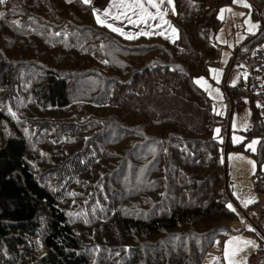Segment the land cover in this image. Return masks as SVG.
Masks as SVG:
<instances>
[{
	"label": "trees",
	"instance_id": "obj_1",
	"mask_svg": "<svg viewBox=\"0 0 264 264\" xmlns=\"http://www.w3.org/2000/svg\"><path fill=\"white\" fill-rule=\"evenodd\" d=\"M171 1L174 41L110 30L83 0L0 4V264H204L218 239L251 234L227 209L213 131L224 146L228 123L194 83L219 65L217 14L232 0ZM246 5L258 34L240 60L264 42V0ZM263 124L252 108L235 147L260 139L257 168ZM253 189L262 205L244 217L261 246L264 174Z\"/></svg>",
	"mask_w": 264,
	"mask_h": 264
},
{
	"label": "rangeland",
	"instance_id": "obj_2",
	"mask_svg": "<svg viewBox=\"0 0 264 264\" xmlns=\"http://www.w3.org/2000/svg\"><path fill=\"white\" fill-rule=\"evenodd\" d=\"M91 1L92 0H88L87 3L91 4ZM245 4L246 0H241L240 3H234L232 0V4L221 9L219 14H217L221 24V28H219L215 38L219 65L217 68H211L207 73L208 75L206 74L204 77L194 81L196 87L206 92L209 96L213 104V113L219 118H224L228 123L226 132L228 131L229 135L226 153L225 145L222 146L223 134L221 128L214 129L213 137L219 146H221L220 158L223 160V165L225 162L227 187L234 202V204L229 203L227 209L236 215L238 220V222L231 225L234 232H238L240 228L251 230V226L248 224L244 214H247V208L251 205L257 206L258 203L262 205V202H260V199H258L254 193L253 176H255L257 172L264 174V157L262 165L257 168L252 156L258 148L260 139L251 138L249 142L244 145L242 151L235 149L236 146H243L244 144L245 139L243 133L247 130L250 123L252 113L251 107L247 102L242 112L239 114L235 112L231 118H229L231 113L229 110L227 93L225 91L227 74L231 71L230 67L234 47L241 46L246 40L252 39L258 34L257 24L250 14L248 15L244 10ZM227 9H230V11H227ZM222 10L226 11L222 12ZM100 21H102L101 24H106L108 27L111 26L109 27L110 30L113 29L114 25H112L109 20L103 21L100 19ZM241 74L245 76V69L241 70ZM56 117L60 118L58 115ZM64 120L59 121L53 119L52 121L60 124L63 123ZM36 147V145L27 147V162H29L30 168L35 174L39 175L43 173L46 175L48 173L47 169L41 164L40 159L35 163V156H39L40 154ZM43 182L46 186H49V181L47 179H44ZM86 197L88 200V195ZM229 205L232 207L229 208ZM70 209L71 208H69V211ZM249 216L252 217V214H249ZM259 251L264 253V242L263 245L260 246L256 237L253 235L251 236L238 232L237 234L227 235L224 239H218L212 246L211 253H209L205 264H217V259L220 260V264H249L248 262L253 256H260L258 255ZM261 258L262 264H264V256Z\"/></svg>",
	"mask_w": 264,
	"mask_h": 264
},
{
	"label": "crops",
	"instance_id": "obj_3",
	"mask_svg": "<svg viewBox=\"0 0 264 264\" xmlns=\"http://www.w3.org/2000/svg\"><path fill=\"white\" fill-rule=\"evenodd\" d=\"M139 2H141V0H92L90 6H92L94 13L98 18L103 21L109 20V22L114 25L113 28L117 29L118 32L120 31L124 33L126 37H131L133 35H151L164 37L169 41H174L176 38V31L168 22V19L174 14L172 4L173 2L171 0H151L152 3L158 5V7L154 8L151 6V3H149L148 0H142L144 3L143 9L133 6ZM105 13L108 15H105ZM148 13H151L152 15L149 16ZM235 58L236 57H232L231 64ZM227 99L230 110L228 96ZM243 110L244 108L241 110V112ZM231 116L232 115L230 114L229 118H231ZM253 228L254 227L252 225L251 230H246L247 232H251V234L246 235H253L257 239V236L253 234ZM216 262L217 264L221 263L219 259H217Z\"/></svg>",
	"mask_w": 264,
	"mask_h": 264
},
{
	"label": "built area",
	"instance_id": "obj_4",
	"mask_svg": "<svg viewBox=\"0 0 264 264\" xmlns=\"http://www.w3.org/2000/svg\"><path fill=\"white\" fill-rule=\"evenodd\" d=\"M245 69V76L241 70ZM225 89L228 94L235 90L232 98L229 97L231 115L239 113L248 102L260 117L264 120V42L257 49H253L245 60L234 59L232 61ZM263 176H261L262 178ZM260 256H253L249 264H262V251Z\"/></svg>",
	"mask_w": 264,
	"mask_h": 264
},
{
	"label": "snow or ice",
	"instance_id": "obj_5",
	"mask_svg": "<svg viewBox=\"0 0 264 264\" xmlns=\"http://www.w3.org/2000/svg\"><path fill=\"white\" fill-rule=\"evenodd\" d=\"M84 2L87 3L88 0H84ZM148 2L151 3V6H152V7H154V8L158 7V5L155 4V3H152L151 0H148ZM233 2H234V3H240L241 0H233ZM4 3H5V0H0V4H4ZM133 6H134V7H138V8L143 9V8H144V3H143L142 0H141V2L136 3V4H134ZM244 6L247 7L248 5L245 4ZM223 11H226V10H222V12H223ZM227 11H230V9H227ZM2 15H3V13H0V16H2ZM105 15H108V14L105 13ZM148 15L151 16L152 14H151V13H148ZM97 22H98V23H102V21H100L99 18H97ZM109 27H111V26H109ZM112 30H113V31H117V29H115V28H113ZM228 207L231 208L232 206L229 205Z\"/></svg>",
	"mask_w": 264,
	"mask_h": 264
},
{
	"label": "water",
	"instance_id": "obj_6",
	"mask_svg": "<svg viewBox=\"0 0 264 264\" xmlns=\"http://www.w3.org/2000/svg\"><path fill=\"white\" fill-rule=\"evenodd\" d=\"M228 131H227V136H226V143H225V153H226V147H227V142H228ZM224 170H225V177H226V167H225V162H224Z\"/></svg>",
	"mask_w": 264,
	"mask_h": 264
}]
</instances>
